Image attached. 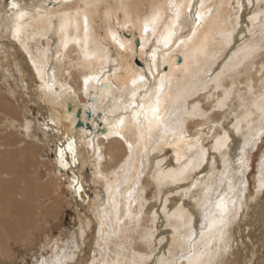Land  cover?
<instances>
[{"label":"bare ground","instance_id":"1","mask_svg":"<svg viewBox=\"0 0 264 264\" xmlns=\"http://www.w3.org/2000/svg\"><path fill=\"white\" fill-rule=\"evenodd\" d=\"M51 1L56 8L36 1L7 15L0 0L1 43L15 49L27 86L40 91L49 127L70 138L67 131L94 136L77 140L88 148L84 160L91 153L97 163L91 176L101 191L87 204L90 217L72 228V249L48 240L32 264L74 262L82 245L88 251L90 228L100 253L86 264L225 262L238 240L228 230L238 148L264 134V8L257 6L264 0ZM246 6L255 9L242 27ZM27 29L45 44L44 66L29 52ZM231 115L232 132H243L239 146L225 130ZM29 132L11 98L0 95V258L10 255L11 244L30 241L26 228L41 219L47 224L60 208L59 179L39 159ZM71 189L86 199L78 182ZM249 224L248 260L264 264V192Z\"/></svg>","mask_w":264,"mask_h":264},{"label":"rangeland","instance_id":"2","mask_svg":"<svg viewBox=\"0 0 264 264\" xmlns=\"http://www.w3.org/2000/svg\"><path fill=\"white\" fill-rule=\"evenodd\" d=\"M36 1H39V2L47 1L49 6L53 5L52 6L53 8L57 7V5L51 0H4L3 7H4V10H6V14L8 15V14L13 13V11L15 10V9L10 8L9 5L11 2H15L16 4H18L19 8L24 7L26 9H29ZM259 4L257 6L259 7V9L263 10L264 2H260ZM244 6H245V3H244ZM236 9H237L236 7L233 8V10H236ZM254 9H255V6H250V7L245 8L241 12V22H240L241 26L244 25V23L246 22L245 19L250 14L249 10H254ZM27 30H26L27 32L26 34L28 36L27 45L30 46L29 52L32 55V57L36 59V61H38V64L40 66H44L45 63L43 61H44V55H45V49H46L45 44L44 42H38V40L35 38L31 39V37L34 34V31L33 30L27 31ZM52 30L56 32V28H53ZM0 33H1L0 34V95H7L9 99L11 98V101L13 102V104L18 108V111L27 120L30 126L28 140L30 141L35 140L37 147H38V157H40L39 159L47 162L46 164L49 167L53 166L52 167L53 175L55 176L56 179H59V182L61 184V192H60L61 194L58 198L59 200L58 204H60L58 214H55L54 216L49 217L47 224L43 223V219H41L37 225L31 224L30 228L25 229L26 232H29L30 234H32V238L30 239V241L24 244H19V245L11 244L10 245V250H11L10 255L7 257L0 258V264H32L37 252L40 251L41 247H43L46 243H48V240L51 241L50 243L51 246L56 241L57 245L59 247L61 246L60 248L63 249L64 247L65 248L68 247V249H72L73 245L71 244H73V242L70 238V233L72 231V228L77 226L76 224L78 222H83L84 220L90 217L87 213V208H88L87 204L94 198L96 194H99L101 191L99 186L92 183L91 173H93V171L95 170L94 166L97 167V163L95 160H93V156L90 153L91 152L90 150H89V153L91 155L88 154L89 158L84 160L83 156L87 155L88 151L86 152V150H88V148L85 145H83V143L79 141V139L77 140V138L84 137V140H85L88 138V136L90 138H93L94 136L91 137L87 133V137H86L84 132L80 130L78 132L76 131L68 132L67 131L66 132L67 134L68 133H70V135L73 134L70 138L65 133H62L61 131H57L56 129L49 127L48 120L46 119V115H44V112L40 108V107H43V103L41 102L42 99L40 98L41 93L39 94L40 91L36 88L35 85L32 86V88L31 87L29 88L27 86L29 84H27V81L21 72L22 71L21 68L23 66L21 65V62L19 61V59H17L15 49L13 47L8 46L7 44L1 43V40H2L1 36H3L4 33L3 32H0ZM54 36H52L53 43L56 42V38H54ZM146 49H147L146 56L148 57L149 56L148 54H150L151 50H149V46ZM111 83H112L111 86H115L113 82ZM232 116L233 115L228 116V118L227 117L224 118L225 123L224 122L223 123L225 125V130L227 131L229 136L231 138L232 137L234 138L235 146L236 145L239 146V145H242L240 140H242L243 132L239 134L236 132L235 133L232 132V130L230 129L231 127L230 125L233 123L232 122L233 117H235V116L233 117ZM218 127L219 129L217 128L218 129L217 131L218 132L220 131L219 133L223 132L222 130L223 127L221 126H218ZM97 129H101V127L100 128L98 127ZM232 133L237 137H235ZM95 134L96 133L93 132V135ZM258 139H259L258 142L256 139V140H253V142L248 143L247 144L248 146H246L248 149L244 147L240 150V148H238V150L240 151L241 161L240 160L237 161L236 163L237 165L234 166L235 171L233 172V176H232L234 181L232 180L233 182H231V184L233 186V189H236V190H233L232 192L233 195H231V200L234 199V203L232 201L233 205L231 207H233L234 209L230 207L231 214L229 215V218L231 220L229 221H231L230 222L231 225L229 224V229H228L229 232L231 230H235V237L238 238V240L232 241L231 252H230V255H228L230 256L228 257L229 260L228 258H226L224 260L225 262H222V259L220 258L218 262H215L214 264H230L231 260L236 259L237 261L239 257L242 259V262H240L239 264H249V263L253 264L252 260H248V257L251 256V253L249 252L248 247L244 245L243 241H247V242L249 241L248 235L251 230L249 220L253 214V209L259 203L260 198L262 197V193L264 192V185H262L260 182V180L264 181V134L261 135L260 138ZM69 142H73V147L75 150L74 156H73V152L69 151ZM209 143H210V140H209ZM249 149L251 151H249ZM62 150H65L67 153L65 155L63 153L64 157L61 158L59 153ZM0 151H1V148H0ZM243 155H244V158H243ZM81 160H84V162ZM91 160H93L94 162ZM68 161L73 165L72 168H73L74 173L71 171ZM88 161L90 162V164ZM239 161H240V164H239ZM78 164H82L83 166L82 167L83 171L81 173V176L77 172V166H79ZM38 169L40 170V173H42L41 175L43 179H45L46 176L48 175L47 172L45 173V168L39 165ZM98 169H101V167H99ZM242 173L245 175H243ZM77 174L79 176H75ZM258 177L260 179H258ZM63 179L65 181L64 183H63ZM38 181H41V180L39 179ZM240 181L241 183H239ZM76 182H78V186L81 188L82 194L86 198L85 200H83L82 196L76 195L73 192V189H71V185L75 184ZM191 183L192 182L190 180L189 184ZM226 184L223 185V187L218 191L219 194H216L214 196L216 199L219 197L218 195H220V193H223V190L224 191L227 190ZM41 191H45L43 187H39L36 189V192L38 193ZM194 198L195 197H193L192 199ZM192 199H189V204ZM92 231H93L92 228H90V230H87V236L84 241L85 244L88 243L87 245L89 246L87 247L88 251L85 250V247H86L85 245L84 246L82 245V247L80 246L81 253L76 252L77 258L74 262L70 264H78V263L86 264L89 262V260L85 263L86 261L85 258L90 256V259H92L94 255H95L94 257L99 259L98 253H100L99 252L100 249L95 246L94 240L92 241V238H93ZM63 242L64 244H62ZM258 246H259V243H258ZM262 248L263 246L260 244L259 252L262 251ZM66 251L67 249H65V252ZM110 251H111V247L108 246L107 251H106L107 256H111L109 255L111 254L109 253ZM175 252H177L176 255H175ZM232 252L234 253L236 252V254ZM49 253L50 251H49L48 245H46L45 250H43L42 252V256H45V257L49 256ZM60 255H63V253H60ZM174 255H175L174 260H176L177 257L180 256L178 254V250L174 251ZM252 257L253 259H255L257 255L254 254L252 255ZM260 262L262 264V260L259 259L258 264H260Z\"/></svg>","mask_w":264,"mask_h":264},{"label":"snow or ice","instance_id":"3","mask_svg":"<svg viewBox=\"0 0 264 264\" xmlns=\"http://www.w3.org/2000/svg\"><path fill=\"white\" fill-rule=\"evenodd\" d=\"M9 6H10V8L15 9V10H17V11L19 10V5L16 4L15 2H11ZM21 15H23V13H22ZM197 19H199V17H197ZM144 31H145V32L148 31V27H147V25L145 26ZM173 35H174V33H173ZM88 79H92V77H89ZM139 79H140L141 82H143L144 77L141 76ZM87 84H88V80H85V85H87ZM133 84H136V81H133ZM133 95H135V93H133ZM140 107H141V108H144L145 105L141 104ZM148 108L151 109V110L153 111V114H154V117H155L156 109H155L151 104L148 105ZM145 118H146V117H145ZM109 134L111 135V133H109ZM129 147H131V145H129ZM69 151L73 152V156L75 155V150H74V147H73V142H69ZM59 155H60V157L62 158V157H63V151H61V152L59 153ZM62 166H63V165H62ZM217 207L220 208L222 212H223V211H226V205L223 203V200H222L220 203L217 204ZM209 227H212V224H210Z\"/></svg>","mask_w":264,"mask_h":264},{"label":"water","instance_id":"4","mask_svg":"<svg viewBox=\"0 0 264 264\" xmlns=\"http://www.w3.org/2000/svg\"><path fill=\"white\" fill-rule=\"evenodd\" d=\"M136 45H137V44H136ZM179 62H180V60L178 59V63H179ZM86 116L89 117V116H90V112H88V113L86 114ZM79 123H80V122H78L77 125H78ZM86 126L88 127V125H86Z\"/></svg>","mask_w":264,"mask_h":264}]
</instances>
